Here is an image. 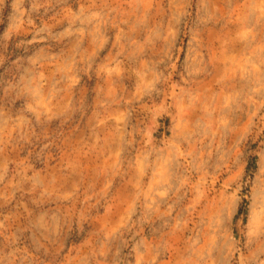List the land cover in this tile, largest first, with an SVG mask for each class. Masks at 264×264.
Here are the masks:
<instances>
[{
	"label": "rangeland",
	"instance_id": "1",
	"mask_svg": "<svg viewBox=\"0 0 264 264\" xmlns=\"http://www.w3.org/2000/svg\"><path fill=\"white\" fill-rule=\"evenodd\" d=\"M0 264H264V0H0Z\"/></svg>",
	"mask_w": 264,
	"mask_h": 264
}]
</instances>
